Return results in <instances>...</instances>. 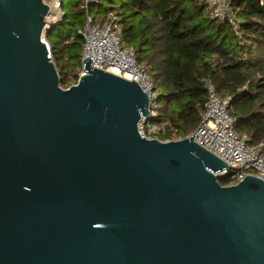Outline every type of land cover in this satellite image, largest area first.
I'll list each match as a JSON object with an SVG mask.
<instances>
[{"label": "water", "instance_id": "1", "mask_svg": "<svg viewBox=\"0 0 264 264\" xmlns=\"http://www.w3.org/2000/svg\"><path fill=\"white\" fill-rule=\"evenodd\" d=\"M47 8L0 0V264H264V183L140 137L147 94L89 58L61 88Z\"/></svg>", "mask_w": 264, "mask_h": 264}, {"label": "trees", "instance_id": "2", "mask_svg": "<svg viewBox=\"0 0 264 264\" xmlns=\"http://www.w3.org/2000/svg\"><path fill=\"white\" fill-rule=\"evenodd\" d=\"M235 4L241 39L226 22L209 18L205 0H124L105 7L119 17L123 44L148 68L159 93L155 121L166 120L172 128L161 139L183 138L196 129L209 79L219 96H232L229 113L236 118L237 134L251 143L264 140V0ZM79 5L83 18L72 33L54 39L44 34L63 89L75 84L81 71L77 30L84 11ZM217 180L222 186L234 182L232 175Z\"/></svg>", "mask_w": 264, "mask_h": 264}, {"label": "built area", "instance_id": "3", "mask_svg": "<svg viewBox=\"0 0 264 264\" xmlns=\"http://www.w3.org/2000/svg\"><path fill=\"white\" fill-rule=\"evenodd\" d=\"M262 2L263 0H259L260 4ZM43 3L48 7L43 18L45 30L53 24L60 23L64 13L60 0L48 2L43 0ZM98 3L99 0H81L84 23L77 30L82 40L80 66L82 60L89 58L92 67L105 71L114 70L121 78L134 81L148 97L149 116L147 119L141 117L138 121L139 136L163 142L175 140L161 139L167 130L172 128L166 120L155 121L159 93L151 81L148 68L138 63L134 51L123 44L117 14L108 10L98 16L96 21L90 14V7ZM205 3L209 18L226 22L234 36L241 39L243 32L237 15L236 0H205ZM44 34L41 40L51 58L50 46ZM204 86L206 90L204 109L199 113V123L192 134L195 135L193 138L195 143L227 163V168L215 172L214 175L217 178L232 175L234 182L231 185L240 182L246 175L255 176L264 183V140L251 143L247 135L237 134L236 118L229 113L232 96H219L209 79L204 80ZM240 91L237 89V94Z\"/></svg>", "mask_w": 264, "mask_h": 264}, {"label": "rangeland", "instance_id": "4", "mask_svg": "<svg viewBox=\"0 0 264 264\" xmlns=\"http://www.w3.org/2000/svg\"><path fill=\"white\" fill-rule=\"evenodd\" d=\"M48 2V0H44ZM124 0H99V5H93L90 7V14L93 17L103 15L105 13V7H114L119 5ZM81 4L80 0H62V10L66 14L62 24L56 26L50 31V38L54 39L58 34L64 35L66 33H72L77 27H79L82 21L83 15L78 12V5ZM80 6V5H79ZM82 71H79V75Z\"/></svg>", "mask_w": 264, "mask_h": 264}, {"label": "bare ground", "instance_id": "5", "mask_svg": "<svg viewBox=\"0 0 264 264\" xmlns=\"http://www.w3.org/2000/svg\"><path fill=\"white\" fill-rule=\"evenodd\" d=\"M108 72L112 73V74H115V75H118V73L114 70H108Z\"/></svg>", "mask_w": 264, "mask_h": 264}]
</instances>
